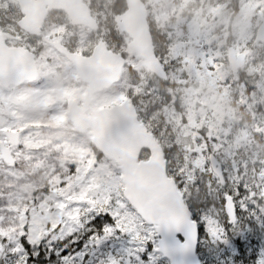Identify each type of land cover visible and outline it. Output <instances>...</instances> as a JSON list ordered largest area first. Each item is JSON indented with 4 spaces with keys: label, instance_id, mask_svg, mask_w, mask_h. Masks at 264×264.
Listing matches in <instances>:
<instances>
[{
    "label": "rangeland",
    "instance_id": "1",
    "mask_svg": "<svg viewBox=\"0 0 264 264\" xmlns=\"http://www.w3.org/2000/svg\"><path fill=\"white\" fill-rule=\"evenodd\" d=\"M228 1L146 0L153 17L173 37L170 55L181 60L182 67L178 69L180 73L184 71L186 76L182 78L179 73L172 74L181 90L183 108L171 104L162 109H149L140 100L142 107L137 108V113L140 121L146 117L148 130L155 136L158 135L160 141L168 147L173 146L168 140L171 135H175L174 145H180L194 153L195 159L181 164L176 172L178 181L182 182L180 191L186 189L183 192L185 195L191 194L195 169L202 167L208 156L205 153L206 143L202 138V131L221 128L232 97L233 80H238L243 72L245 75L257 74V91L249 94L248 98L244 97L243 101L248 103L251 100L259 105L263 100L258 91H264L261 88L264 65L255 63L250 46L254 42V29L264 23V0H243L239 12L232 10ZM7 4V0H0V6L6 7ZM85 30L82 26L77 29L78 36L85 39L83 48L89 46ZM63 31V27H47L42 32V38L37 40L38 45H43L38 50L37 59L41 81L38 76L35 82L9 88H4L0 82V144L7 142L3 134L5 129L23 131L21 144L12 149L17 165L10 167L0 159V221L4 214L9 215V211V220L15 222L12 228H7L6 224L0 222V234L9 237V241L0 240V260L5 259L6 253L12 254L10 249L14 245L11 241H19L26 231L29 238L37 242L45 236H60L63 241L64 236L72 233L79 237L81 243L88 240L92 233L87 232L86 227H90V224L87 221L81 224L78 218L86 215L87 203L81 196H87L88 192L80 187L74 188V185L83 183L90 188L91 181L95 178L101 187L105 181H116L122 184L124 190L118 165L106 157H98L91 148V132L81 135L74 133L69 123L66 101L68 97H73L81 102L87 86L78 78L70 61L46 42L61 38ZM120 38L121 36L117 39ZM229 46H233L236 51L250 49L246 65L240 71L233 70L227 64ZM80 49L77 48L76 51L81 52ZM126 52L125 68L142 71L143 61L130 55L127 50ZM125 98L120 88L114 87L101 92L95 96L89 113L97 108L120 104ZM44 125H54L57 128L63 137L62 144L66 151L54 156L52 165H45L41 152H34L36 159L45 168L40 177H33L32 172L23 170L22 158L24 153L27 156L32 148V140L38 137L37 133L42 132ZM216 144L219 150L221 145ZM142 158H147V155L144 154ZM70 169H74L71 174ZM247 197L248 195L244 197L245 203ZM66 209L73 213L78 209L79 211L76 215H70ZM61 233L64 235L61 236ZM138 243L140 241L134 242L128 235L117 232L98 245L91 244L87 249L89 254L83 260L90 261L95 251L103 259L109 254L127 257L129 250L135 249ZM75 251L79 252L80 249ZM158 256L159 264H170L161 253ZM13 257L16 260L14 264H17V257Z\"/></svg>",
    "mask_w": 264,
    "mask_h": 264
},
{
    "label": "trees",
    "instance_id": "2",
    "mask_svg": "<svg viewBox=\"0 0 264 264\" xmlns=\"http://www.w3.org/2000/svg\"><path fill=\"white\" fill-rule=\"evenodd\" d=\"M7 1L6 7L0 6V31H6L17 36L16 44L31 49L39 56L38 50L43 45L37 44L38 38L25 34L17 26V21L22 16L17 0ZM84 1L88 2L92 13L96 14L100 24V29L97 32L85 30L89 46L83 48L85 39L78 36L77 29L79 26L72 24L63 11H50L44 28L63 27L64 31L60 37L66 46L71 50L81 48L79 51L83 55H89L92 47L99 39H103L110 49L127 54V36L117 29L114 21L116 14H120L127 9L126 1ZM242 1L229 0L228 5L235 12H239ZM98 2L103 4L99 5ZM149 24L156 54L160 57L170 75L169 81L164 82L160 80L144 67H142V71L140 72L129 68L124 72L121 82L114 85L113 88H120L125 96L132 99V103L138 109L142 107L140 100L149 109L158 107L162 109L169 104L183 107L181 91L178 83L172 78V74L179 73V76L182 78H185L186 74L184 71L180 73L178 69V67L180 69L182 67L181 60L178 57L170 55V48L174 39L171 35L167 34L166 28L161 26L153 17L151 11L149 12ZM119 36L121 38L117 39ZM7 43L12 44L13 40H7ZM250 47L253 49L255 63L264 65V44H255L253 42ZM258 78L257 74L245 75L244 72L240 73L239 79L233 80L231 84L233 96L229 105V111L221 122V128L215 131L207 128L206 131H202V138L206 143L205 153L207 155L213 152L222 162L225 175L228 177L227 184L226 186L220 184L219 179L212 172L206 158L204 165L195 169L191 183V194H184V197L187 204H198L202 209L207 210L210 215L214 216L216 215V211L218 212L224 192H235L239 188L246 190V196L248 195L246 199L247 204L257 208L258 211L264 210V91H258L263 99L259 105L252 103L251 100L245 103L241 99V97L248 98L249 94L257 91L256 83H259ZM261 85L263 89L264 81H261ZM137 88L139 89L138 91ZM143 123L148 125L146 117L143 118ZM208 131H212L211 134L207 133ZM37 136V138L32 140V148L27 152L28 157H25L24 153L22 158L23 170L32 172L33 175L31 176L33 177H40L45 168L43 163L40 164V160L36 159L37 155H34V152H41L45 165H52L54 156L66 151L62 144L63 137H61L54 125H44L42 132L37 133ZM156 138L164 149L165 158L167 159V173L176 180L178 187L181 189L182 182L178 181L177 168L189 159L194 160V153L185 147L174 145L175 135H171L168 140L170 144H173L170 147L161 142L158 135H156ZM89 143L98 157L101 156L92 145L91 140H89ZM216 143L221 145L219 150L216 147ZM250 193L251 195H249ZM8 213L10 215L9 211ZM4 215L0 222L6 224L5 227L12 228L15 222L9 220L10 217L7 213ZM248 225L249 218L242 215L241 223L235 227H230L227 236H223L222 234L221 237L213 239H209L207 236L201 238L197 250L203 264H220V260L223 258L222 253L229 250L226 247L229 237H232L234 233L241 234L248 228ZM90 228H94V225L90 224ZM253 238L255 239L256 237L254 236ZM231 250L234 251V248ZM248 254H251V249H249ZM102 259V255L95 251L90 261L91 264H100ZM15 261L12 254L6 253L5 259L0 260V264H14Z\"/></svg>",
    "mask_w": 264,
    "mask_h": 264
},
{
    "label": "water",
    "instance_id": "3",
    "mask_svg": "<svg viewBox=\"0 0 264 264\" xmlns=\"http://www.w3.org/2000/svg\"><path fill=\"white\" fill-rule=\"evenodd\" d=\"M127 9L115 16L119 30L130 36L128 51L144 60L145 67L163 80L168 74L161 60L155 53L154 43L148 22V8L143 0H125ZM22 17L17 25L27 34L41 36L43 23L49 11H65L75 25H82L92 30L99 29V23L84 0H18ZM6 39L15 36L0 32V81L6 88L32 82L38 76L35 54L23 46H10ZM255 42L264 43V23L256 31ZM52 46L64 55L75 67L79 78L87 84V90L80 105L74 98L67 101L68 113L74 128L80 132H92L94 146L121 170L124 191L137 202H149L154 205L172 203L183 207L184 197L174 178L167 173V160L162 145L153 133L148 131L138 119L134 105L128 98L112 107L98 108L88 114L96 93L109 89L120 81L126 58L123 54L110 49L100 40L92 53L84 56L69 50L59 39L51 42ZM249 50L236 53L233 47L228 49V58L234 69H240L246 63ZM7 144L1 143L0 158L10 166L16 164L12 148L20 144V130H4ZM147 151V159H141V153ZM209 163L213 173L225 186L227 181L222 163L211 154ZM157 243L171 238L165 233H158ZM199 240L193 247L181 254L173 252L161 254L170 264H203L197 253Z\"/></svg>",
    "mask_w": 264,
    "mask_h": 264
},
{
    "label": "snow or ice",
    "instance_id": "4",
    "mask_svg": "<svg viewBox=\"0 0 264 264\" xmlns=\"http://www.w3.org/2000/svg\"><path fill=\"white\" fill-rule=\"evenodd\" d=\"M73 171L70 169V174ZM91 185L90 188L83 183L74 185V188L80 187L88 192L87 196H81L87 203L86 215L78 217L81 224L87 221V224L94 225V228L86 227V231L92 233L88 240L81 243L79 237L72 233L64 236L63 241L60 236H45L37 242L29 238L26 231L19 241H11L14 246L10 251L17 257V264H91V261L83 260L89 254L87 249L90 245H98L117 232L140 243L129 250L127 257L109 254L100 264H159L158 253L183 254L193 247L196 240L206 236L209 239L222 234L227 236L230 227L241 223L242 215L249 218L248 228L229 237L226 245L229 250L222 253L220 264H264V210L258 211L244 202L246 190L243 188L224 192L220 208L213 216L195 203H185L183 207L172 203H139L123 190L120 182L105 181L101 187L93 178ZM184 191L186 189H182V196ZM65 211L76 215L79 209L76 213L69 209ZM161 232L171 238V244L166 241L157 243L155 236ZM0 240L9 241V237L0 234ZM77 248L79 252L75 251Z\"/></svg>",
    "mask_w": 264,
    "mask_h": 264
}]
</instances>
